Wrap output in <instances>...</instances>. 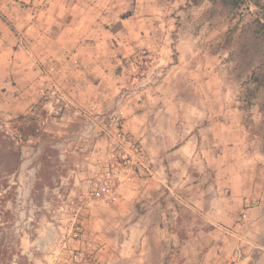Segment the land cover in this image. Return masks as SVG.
<instances>
[{
    "label": "rangeland",
    "instance_id": "obj_1",
    "mask_svg": "<svg viewBox=\"0 0 264 264\" xmlns=\"http://www.w3.org/2000/svg\"><path fill=\"white\" fill-rule=\"evenodd\" d=\"M248 4L158 0L106 74L0 75V264H264V0Z\"/></svg>",
    "mask_w": 264,
    "mask_h": 264
},
{
    "label": "crops",
    "instance_id": "obj_2",
    "mask_svg": "<svg viewBox=\"0 0 264 264\" xmlns=\"http://www.w3.org/2000/svg\"><path fill=\"white\" fill-rule=\"evenodd\" d=\"M157 4L158 0H0V75L40 74L36 61L59 66L53 74H106L113 55L124 58L147 40L156 27L151 20ZM19 34L25 46L18 43ZM241 190L235 189V203ZM207 191L212 192L209 198H224L220 185ZM249 222L250 249L262 247L258 252L264 255V241H255L258 236L264 240L263 220L254 217Z\"/></svg>",
    "mask_w": 264,
    "mask_h": 264
},
{
    "label": "trees",
    "instance_id": "obj_3",
    "mask_svg": "<svg viewBox=\"0 0 264 264\" xmlns=\"http://www.w3.org/2000/svg\"><path fill=\"white\" fill-rule=\"evenodd\" d=\"M225 4H229L231 5V7L235 10H240L243 8V6H248V0H222ZM256 5L258 6V4L256 3ZM254 22L256 24V30L260 36V38L263 40L264 43V13L263 14H256V16L254 17ZM260 83L262 82V80H259ZM262 85L264 86V82H262ZM31 119V118H30ZM36 125L34 123H27V122H23L21 126H19V130L22 133V137L21 139L26 141L28 139V137L30 136H36ZM37 183L38 185L44 181L46 179L45 174L43 173V167L40 168L37 171Z\"/></svg>",
    "mask_w": 264,
    "mask_h": 264
}]
</instances>
